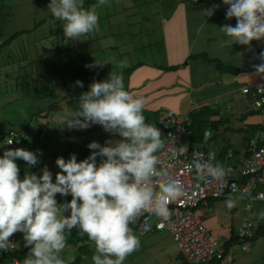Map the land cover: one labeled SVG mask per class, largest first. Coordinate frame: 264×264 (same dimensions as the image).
Masks as SVG:
<instances>
[{"label": "clouds", "instance_id": "clouds-1", "mask_svg": "<svg viewBox=\"0 0 264 264\" xmlns=\"http://www.w3.org/2000/svg\"><path fill=\"white\" fill-rule=\"evenodd\" d=\"M88 1H91L89 4L97 5L89 7L85 0H50L47 12L56 20L64 22L62 28L65 38L75 41L98 30L97 6H101L102 10V5L108 0ZM116 2H122L123 6L131 0ZM12 3L15 10L18 2L12 0ZM222 4L228 6L225 18L236 19L235 26L225 24L220 27L226 37L224 46L239 44L251 48L253 40H264V0H222ZM220 6L214 4L205 9V17L214 15ZM260 56L264 58V52ZM106 62H95L86 67L92 68ZM235 69H239L236 73L253 72L256 69L264 73V63L250 69ZM263 81L264 77L238 86L249 108L260 111L261 122L256 124L257 131L251 135L247 134V129L244 130L241 151L234 148L233 143L222 146H229L223 159L218 156L222 148L212 147V126H207L200 141L193 140L190 128L193 113H202L210 103L209 100L201 105L194 100L195 106L185 111L172 108L157 110L160 118L167 109L187 116L183 128L185 132H191L190 141L198 145L199 150L214 152L213 164H194L198 171L206 170L212 178L220 181L226 175L224 167L227 164L243 165L245 159H253L260 148L264 147V138L261 137L264 134V104L257 107L253 100V93L258 95L257 85ZM76 85L82 88L83 82L77 80ZM247 86L250 88L249 94L243 92V88ZM217 98L214 99L215 102ZM230 109L229 106L227 111ZM144 110V99L133 96L126 90L122 74L110 73L105 80L93 81L89 90L78 97L75 109L57 112L54 127L61 130H86L93 125H100L105 132L118 134L120 139L108 140L104 144L95 140L90 142L87 147L92 150L91 154L81 160L77 159L75 153L70 154L67 159L58 157L55 163L59 171L55 173L54 179L47 167L39 175L29 171L20 174L17 161L22 160V165L26 162L30 171L35 170V166L39 164L37 152L40 150L31 151L20 147L22 138L17 133H11L8 142L5 141L6 135L0 138V150L3 152L0 155V255L4 252L16 253L11 264H21L20 257L29 248L22 264H65L61 253L67 246L66 236L70 235L73 228H77L79 234L87 235L95 244L93 264H124L126 258L140 247V240L131 228L136 229L138 236L166 231L156 229L142 233L137 223H134L144 213L167 220L171 216L168 205L183 196L180 182L167 179L168 174L159 167L158 153L165 148V141L160 128L146 123ZM216 121L219 122L218 128L224 125L223 116ZM162 127L163 134L166 135L167 131L163 125ZM238 130L241 132V129ZM207 131L210 132L209 136L206 135ZM23 136L25 139L26 135ZM242 151L244 157L237 162L236 155ZM97 157L100 158L99 162ZM237 174L241 180L247 179L240 172ZM57 194L61 197L70 195L71 200L58 204ZM252 201L254 200L246 201L249 211ZM248 203L251 204L250 208L247 207ZM235 204L233 198L225 202L229 209ZM259 215L264 219V211ZM246 220L251 222V226L248 228V235L239 243L241 246L248 243L249 249L245 251H250L251 239L256 235L252 231L258 224L249 218L244 219L237 229L238 237V230ZM17 232L22 233L23 238L18 239ZM224 250L226 255L231 256V260L212 264L233 263L234 254L229 249L226 251L225 246ZM1 264L10 263L5 261Z\"/></svg>", "mask_w": 264, "mask_h": 264}, {"label": "rangeland", "instance_id": "rangeland-1", "mask_svg": "<svg viewBox=\"0 0 264 264\" xmlns=\"http://www.w3.org/2000/svg\"><path fill=\"white\" fill-rule=\"evenodd\" d=\"M15 1L18 3L16 9L14 10L15 17L10 29L11 31L31 30L30 32L22 34L20 38L24 41L28 40V43H31L29 39L32 40V42L34 41L33 44H26L25 46L22 45L21 47L25 49H33L36 45L39 49L44 48L45 51L50 54L48 50L52 48V44L55 39L53 32L54 28L52 27L53 30L51 29L50 23L39 25V22L46 17V14L45 16L41 14L44 12L41 10L44 6H41V8L39 7L41 0ZM170 1L171 0H164L161 4V0H131V2H129L126 6L121 7L120 2H118L119 5H116V1L108 0L106 4L110 9L111 16H106L107 12H104V5H102V14L104 18L101 17L100 14L102 11L101 6H97V13L100 15L99 27L95 32H99L96 36L101 38L93 40L95 42V50L93 57H90L93 59H91L92 61L96 58L97 61L101 63L106 61L112 62H106L107 64L105 63L102 66L100 65V78L104 80L108 78L110 73L119 74L127 68L135 66L140 62L143 63L141 66L133 69L130 74L123 75V81L126 90H128L130 94L136 97H142L144 101L148 102V105H145L143 113L146 118V123L160 128L164 140H166L167 137L163 134L164 130L160 122V113L154 109L156 104L154 99L153 101L150 99V95H155L153 93L157 90L156 87L162 86L166 82V78L158 77L157 80L153 82L150 81V78L156 75L154 67H160L157 69H161L170 66L168 53L166 52L168 46L165 44V32L163 31V28L165 27L164 20L171 17L170 13L172 10H168V8H172V6H170ZM94 5L97 4H89V7ZM49 15H51V13ZM100 17L103 18V21ZM174 26L175 24H173V27ZM209 27L211 26L209 25ZM168 32L173 31L168 30ZM190 32H194L193 25L191 24ZM46 35L48 38L44 39ZM209 38H212V36H209ZM78 41L81 42L82 37L74 42L79 44ZM74 50L76 54L79 55L81 50L77 48L73 49L72 52ZM208 56L210 58H214L211 54H208ZM260 59L263 60L264 58ZM203 60H200V62H204ZM85 62V56L83 57L81 55L78 57L76 55V59L71 57L70 61L72 65H76L75 67H79L80 65L85 66ZM13 63L14 66L10 65V63H3L2 66H0V131L6 130L8 126L11 127L14 125L16 121L15 117L17 113H19V110H24L22 113H26L25 115H28V112H31L32 108L34 110L37 109L35 104L40 106L44 105V102L42 101L36 103L33 102L37 100V96L32 89L33 86L31 87L33 83L26 77L27 73L31 72L30 69L26 70L24 68V64L22 65V68H19L17 62ZM214 63L216 62H212V64ZM205 64L207 63L205 62ZM120 65L124 66L120 67ZM226 65L229 66V64ZM43 68L44 67L41 66L39 71H42ZM232 68H234V66ZM71 69L72 74H74V67ZM213 71L215 75L213 78H216V76L219 75V70L214 67ZM34 72L36 73L37 71L34 70ZM197 72L198 70H194V76ZM253 73H255L253 81L258 80L261 76H264V73L259 72L257 69L253 71ZM209 74L210 69L206 66L200 78ZM96 77H98V75ZM197 77L198 74L194 80H197ZM86 79L88 80L89 76ZM177 83V86L183 87L184 98H188L189 96L195 97L197 90L193 88L190 81L186 82L179 80ZM26 84L29 88H26ZM149 84L152 85V87L146 91ZM19 89L20 91H18ZM211 89H214V91L206 94L205 96L210 103L207 104L202 113H199V115L196 116V119L199 123L210 126L223 116L224 125L220 126L217 130L213 129L214 137L211 141L214 145H212V147H216L218 149V147L233 143L232 146L237 148L238 151H241L243 149L244 130L247 129V134L249 135L257 131L256 124L261 122L260 111L255 108L250 109L249 106L246 105L247 100L239 92V90H237V88L233 89L230 94H224L222 85H215L214 87H205L203 92H208ZM215 95L220 96L217 98V102L214 100ZM15 101L19 103L16 104ZM52 102V113L55 114V117L57 112L67 108L68 106V104L62 100L56 102L53 99ZM238 103L244 104L241 107V113H238L237 111ZM32 104L33 106L31 107ZM229 106L231 109L227 112ZM23 118L27 119V116ZM47 121L48 118H46L44 122ZM255 126L256 128H253ZM55 129L62 133L65 131L59 129L58 127H55ZM238 129H241V132ZM72 131V133L64 135L63 138H60V136H57L56 134H52L51 140H48L49 143H46V136L41 135V144L37 148V150H40L37 152L39 164L35 166V169L38 172L36 171L35 173L42 174V169L47 167L53 173L54 179L55 173L59 171L55 163L58 157H64L67 159L70 154L75 153L77 155V159L81 160L91 154L92 150L87 147L90 142L95 140L104 144L108 140L120 139L118 134L113 135L112 133L105 132L100 125H93L86 130L72 129ZM75 132L76 135H78L77 137ZM242 155L243 151L238 152V157ZM97 161H100L99 157H97ZM17 163L21 169L20 174L25 173V171L30 172V169L27 168L26 162H23L22 165L19 160ZM23 175L21 177H23ZM232 176L234 178L237 177V172H234ZM57 201L58 204L64 203L58 199ZM262 229L263 232L261 234H256L251 239L250 251L242 249V246L239 243L242 240L239 237L237 238L238 242H234V244L226 246V248L234 254V264H250L252 262L251 258H254V255L251 256V254L255 253H257V256L252 264H264V228L262 227ZM165 232L167 233V231ZM168 237L167 251L165 253H162L159 245H153V247L145 251L138 248L126 258L124 264H182L183 262L181 256H179L181 255V251L178 244L171 236ZM17 238H23V234L17 232ZM66 240L67 246L61 253V258L65 261V264H70L78 259L80 260L77 264H93L92 257L96 254L95 244L93 241L89 240L87 235H81L79 234V230L77 228H73L70 235L66 236ZM81 245H84V247ZM29 251L30 249L27 248L24 254L21 255V264Z\"/></svg>", "mask_w": 264, "mask_h": 264}, {"label": "crops", "instance_id": "crops-1", "mask_svg": "<svg viewBox=\"0 0 264 264\" xmlns=\"http://www.w3.org/2000/svg\"><path fill=\"white\" fill-rule=\"evenodd\" d=\"M49 2L50 0H41V4L39 5L40 8L44 6L41 9L44 11L41 13L44 16L50 13L47 12ZM163 2L164 0H161L160 3L162 4ZM128 3L123 6H126ZM214 4H220L221 6L215 11L214 15L205 17L204 10L212 7ZM170 6H172V8H168V10H172L170 13L171 17L164 20L165 27L163 28L165 32V44L168 46L166 52L169 57V65H178L185 60L188 61V65L172 71L154 67L156 75L150 78L151 82L157 80L158 77L166 78V82L162 86L156 87L157 90L153 93L155 95H150V99L152 101L154 99L155 101L156 106H154V109L156 111L159 110V108H172L185 111L195 106L196 103H198V105L206 103V94L212 93L214 89L203 92L205 87L222 85L224 94H230L233 89L237 88L238 90L240 84L254 82L253 78L255 77V73H251V71H246L244 73L228 71L222 73L219 71V75L213 78L215 76L213 68H218L216 65L217 63H208L203 60L204 58L195 57L196 54L200 53L211 54L214 58L221 60V62L229 64L231 68L234 66V68L250 69L264 63V59H260V54L264 52V40H253L251 48L239 44L224 46L223 41L226 37H224L220 27L225 24L235 26L236 19L227 20L225 18L228 6L223 5L222 0H171ZM173 24H175L174 27ZM190 24L193 25L194 32H190ZM209 25L211 27H209ZM168 30L173 32H168ZM209 36H212V38H209ZM200 60L204 62H200ZM205 62L207 64H205ZM206 66L209 67L210 74L200 78ZM194 70H198L197 80H194L197 75L195 74L194 76ZM262 77L264 76L260 78ZM179 80L186 82L190 81L193 88L197 90L195 97H183V87L177 86V81ZM151 87L152 85L149 84L146 91L151 89ZM217 97L220 96H214V98ZM194 100L196 103H193ZM144 102L147 106L148 102ZM242 105L244 104H237L238 113H241ZM246 105L249 106L248 102H246ZM236 157L238 159L237 162H239L244 157V153L240 157H238L237 154ZM227 199L229 198H208L200 204L198 208V213L211 234H215V238L218 239L225 248L226 246L234 244L235 240H237V229L244 219L249 218L258 224L252 231L253 235L257 231L263 232L262 227L264 228V219L259 215L264 211V202L257 200L252 201V208L249 211L246 208L247 200L241 197L233 198L236 204L233 208L229 209L225 205ZM131 230L139 238V248L141 250L145 251L153 247V245H159L162 253L167 251V239L169 238L168 236H171L168 232H152L138 236L139 233L135 232L136 229L131 228ZM252 255H254V258H251L252 262L250 264L253 263L257 253L251 254V256ZM232 264H234V260Z\"/></svg>", "mask_w": 264, "mask_h": 264}, {"label": "built area", "instance_id": "built-area-1", "mask_svg": "<svg viewBox=\"0 0 264 264\" xmlns=\"http://www.w3.org/2000/svg\"><path fill=\"white\" fill-rule=\"evenodd\" d=\"M243 92L249 94V86L243 88ZM256 94L253 93V100L260 107L264 104V81L257 85ZM186 118L170 109L163 112L160 121L167 131V139L164 140L165 148L158 153L159 167L168 174L167 179L180 182L183 196L168 205L171 216L167 220L144 213L134 223H137L142 233L156 229L168 231L187 264L229 262L231 256L226 255L223 244L211 234L197 209L208 198L232 199L239 196L248 201L264 200V147L253 159H245L243 165L227 164L224 167L225 177L217 181L206 170L198 171L194 167L196 162L213 164L215 155L210 150H199L198 145L190 141L191 132H185L183 128ZM209 134L207 131L206 135ZM261 137L264 138V134ZM234 172H240L247 179L234 178ZM247 207L250 208L251 204L248 203ZM250 226L248 220L242 223L238 230L241 240L248 235ZM242 248L249 249V244L245 243Z\"/></svg>", "mask_w": 264, "mask_h": 264}, {"label": "trees", "instance_id": "trees-1", "mask_svg": "<svg viewBox=\"0 0 264 264\" xmlns=\"http://www.w3.org/2000/svg\"><path fill=\"white\" fill-rule=\"evenodd\" d=\"M95 1L97 2V0ZM90 2L91 1L85 0V4H89ZM12 4H13L12 0H0V66H2L3 63H10V65L14 66L13 62H17L19 68H22V65L24 64V68L26 70L30 69L31 72L27 73L26 77L30 79V81L33 83L31 87L33 86L32 89L34 90V93L37 96L36 97L37 100L33 102L36 103L42 101L44 102V105L40 106L38 104H35L37 106V109L34 110L32 108V111L31 112L29 111L28 115H25L26 113L25 114L22 113V111L24 110L22 111L19 110L18 111L19 113H17L15 117L16 121L14 125H12L11 127L8 126L6 130L0 131V138L3 137V135L4 136L6 135L5 141L8 142V137L10 136V134L17 133L18 136L22 138L20 142V147L31 151H36L41 144V138H40L41 135H45L46 143H49V141L52 138L51 137L52 134H56L57 136H60V138H63L64 135L73 132L72 129H64L65 131L64 133H62L59 132V130L55 129V127L53 126L55 124V116H54L55 114L52 113V106H53L52 100L54 99L56 102H58L59 100L65 101V103H67L68 106L67 108L64 109H69V108L75 109L78 106V97L80 96V94H82L83 91H88L89 86L93 81L104 80L100 78V67L102 65L101 66L96 65L95 67L92 68L86 67V65L95 64V62L101 63L98 62L96 58L94 61H92L93 59L90 58L93 57L95 50L94 49L95 42L93 40L96 38L100 39L101 37L96 36L97 33L99 32H94L87 36H81L82 41L81 42L78 41L79 44H77L76 42H74V40H70L64 37L63 28H62L64 23L63 21H58L53 16L46 15V17L39 22V25L50 23L51 29L53 30L54 28L53 32L55 35V39H54V43L52 44V48L48 50L50 54H48L44 48L39 49L36 45H35L36 47L34 46L33 49L22 48L21 47L22 45L25 46L26 44H33L34 41L32 42V40L29 39L31 43H28V40L24 41L22 40V38H20L22 34L30 32L31 30H17L10 32L11 30L10 26H12L15 17L14 6ZM116 5H119V3L116 2ZM120 5H122V2H120ZM104 12H107L106 15L107 17L111 16L110 9L107 4L106 7L104 5ZM102 13H103V9L100 14L101 17L104 18ZM101 17L100 19H102L103 21V18ZM47 38L48 37L46 35L44 39ZM77 48L81 50L79 55L83 57L85 56V60H86L85 66L80 65L79 67H75L76 66L75 64L72 65L70 63L71 57L76 59V55L77 57L79 56L78 54H76L75 50L72 52L73 49H77ZM195 57L204 58V60L208 63L216 62L219 71H221L222 73L224 71L236 72L239 70L227 66L217 58H210L207 53L196 54ZM142 64L143 63L140 62L135 66L127 68L125 71L119 74H122V76L125 74H130L133 69L141 66ZM186 65H188V61H185L182 64L164 67L162 69L166 71H172V70H177L179 68H183ZM41 66H43L44 68L42 69V71L41 70L39 71ZM72 67H74V74H72V69H71ZM34 70H36L37 72L35 73ZM97 75L98 77H96ZM88 76L89 79L87 80L86 78ZM77 80L83 82L82 88L76 85ZM26 88H29V86H27ZM18 91H20V89ZM15 102L16 104L19 103L17 101ZM33 104L31 105V107L33 106ZM43 112H46V115H43ZM197 115H199L198 112L193 113L192 115L193 123L192 126L190 127L192 128L193 131L194 141L202 140L203 132L207 128V126H209L206 124L199 123V121L196 119ZM25 116H27V119L23 118ZM46 118H48V121L44 122L43 119L45 120ZM218 125L219 122L217 121L210 126H212L213 129L217 130ZM23 135H26L25 139H23L24 137ZM77 136L78 135H76V137ZM14 139L15 141H17L16 136L14 137ZM228 147L226 146L225 148L219 150L218 156L220 159L224 158L225 154L229 149ZM2 154L3 152L0 150V155ZM20 162H22V160H20ZM35 170H32L30 172L35 173L37 171ZM57 199L59 201L66 203L71 200V196L69 195L68 197H61L59 194H57ZM256 233L259 235L262 232L257 231ZM236 241L237 240H235V242ZM81 246L84 247V245ZM16 255L17 254L13 252H8V253L4 252L3 254L0 255V264L5 261L11 264L13 257ZM79 260L80 259L70 264H77ZM182 262H183L182 264H186L183 259Z\"/></svg>", "mask_w": 264, "mask_h": 264}]
</instances>
